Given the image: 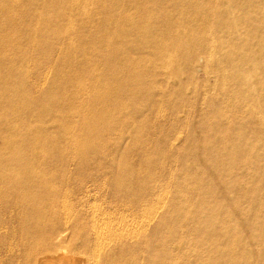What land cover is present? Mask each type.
Segmentation results:
<instances>
[{
	"label": "rangeland",
	"instance_id": "obj_1",
	"mask_svg": "<svg viewBox=\"0 0 264 264\" xmlns=\"http://www.w3.org/2000/svg\"><path fill=\"white\" fill-rule=\"evenodd\" d=\"M25 1L16 0L15 7L23 6ZM120 1L127 5L115 11L123 20L119 38L107 24L102 30L103 43L95 46V41L89 38L92 47L102 54L100 58L79 56V48L72 57L65 56V42L60 43L48 64L38 60L34 66L35 47L26 41H16L14 50L3 52L16 56L19 65L13 71L26 75L24 95L28 103L24 105L21 137L17 131L7 133L1 129L15 104L6 98L0 105V159H12L14 155L25 168L34 166L37 173L36 167H41L40 173L47 170L49 176H56L59 196L45 202L49 210L52 203L60 206L64 203L63 187L71 193L73 203L77 196L83 201L88 199L96 210L95 219L112 226L121 225L119 222L124 219L133 222V217L127 216L129 204L113 195L114 189L109 185L112 170L132 171L133 189H139L144 182L148 185L144 194L152 206L149 231L155 230L164 219L173 223L186 217L238 220L252 231L246 240L248 245L253 250L264 251V243L257 242L264 234V222L255 226L264 220V215L256 212L249 195L259 184V177L264 182L263 171L259 177L256 175L257 169L264 170V90L252 93L250 84L255 79L251 74L241 78L231 74L232 82L226 85L219 73V63L212 61L220 54H233L239 46L235 32L244 38L252 26L247 22L236 31L233 22L221 31L224 26L221 20L205 28L206 33L217 34L218 40L200 42L201 32L194 18H206L207 12L215 10L224 0H216L214 5L210 0H181L187 14L176 10L177 0ZM196 1L199 7L194 6ZM75 4L81 7L84 1L76 0ZM252 9L246 3L245 10ZM6 10L7 4L0 5V17ZM28 15L27 24L34 25L39 18L49 15V11L31 6ZM89 16L94 27L100 18L93 11ZM256 21L264 25V14L258 15ZM73 36L76 47L77 37ZM242 43L246 56L254 54L251 64L259 70L264 66L261 52L256 54L248 41ZM20 46L30 51L28 58L17 51ZM112 53L118 54L124 66L119 74L110 72ZM69 61L75 63L78 71L70 79L75 87L66 92L57 83L61 80L59 63ZM262 72L257 71L259 87L263 84L261 79L264 80ZM96 83L99 88L94 87ZM83 155L84 159L80 160ZM184 159L190 161V170L201 174L206 172V164H214L213 179L224 186L198 181L185 200L179 185L184 172L179 163ZM64 161L66 170L60 169ZM17 175L23 176L25 171ZM63 181L67 184L65 188ZM210 190V198L204 195L203 200L199 199L198 196ZM225 191L229 192L228 197ZM238 198L241 200L237 202ZM232 203L237 212L232 210ZM20 212L16 206L9 207L6 222L0 226V232L8 233L3 237L0 234V264L19 260L18 250L10 251L14 246L10 243H19L16 232L21 226ZM159 247H155V256H159Z\"/></svg>",
	"mask_w": 264,
	"mask_h": 264
},
{
	"label": "bare ground",
	"instance_id": "obj_2",
	"mask_svg": "<svg viewBox=\"0 0 264 264\" xmlns=\"http://www.w3.org/2000/svg\"><path fill=\"white\" fill-rule=\"evenodd\" d=\"M15 1L0 0L1 6L7 4L6 12L0 17V105L6 98L10 99V103L15 104L12 115L8 116L9 120L1 129L7 133L17 131L18 136L21 137L24 113L26 112L24 105L28 103L27 97L24 95L27 78L25 74H16L13 71L19 65L16 63L18 62L16 61L17 57L14 56L15 59L3 52L14 50L13 44L16 41H26L29 46L35 47L33 56V58L36 57L35 66L38 60H43L45 63L50 62V58L55 54L60 43L65 42L67 49L65 56L72 57L79 48V56H84L87 59L89 57L100 58L102 54L95 50L96 47H92L89 38L92 37L95 46L97 43H103L102 30L106 24L118 35V30L123 26V20L117 17L115 11L127 4L123 5L120 0H83L84 5L80 7L75 4L76 0H26L23 6L15 7ZM215 2L216 0H210V4L214 5ZM246 3L253 6L251 11L245 10ZM142 5L139 3L140 7ZM175 5L178 8L176 10H184L183 12L187 14V7L181 0H177ZM195 5L199 7L197 1ZM31 6L46 8L49 15L42 16L34 25H29L26 19ZM263 10L262 0H224L220 6L217 5L215 10L208 11L206 18L196 17L193 21L198 24L195 26L201 32L200 42L207 39L210 43L217 41L218 35L206 33L205 28L221 20L224 22L221 31L227 26V23L231 25L233 22L236 31L242 25L245 26L247 22L252 26V31H248L244 38L235 32L239 46L233 50V54H220L212 61L219 63V73H221L225 84L232 82L231 74L237 78L251 74L255 81L250 84V90L254 94L264 90L263 79H261L262 87L257 84V74L259 70H263L262 74L264 75V66L259 70L257 67L254 69L251 61L255 56L252 52L250 56H246V51L244 52L242 48V41L244 43L248 41L256 54L261 52L264 60V25L256 23L258 15L264 14ZM92 11L100 18L98 24H95L96 27L91 25L89 15ZM59 20L62 21V24ZM31 32H34L35 35H30ZM73 35L77 37L78 46L76 47L73 44V39H75ZM117 37L119 38V35ZM197 44L200 46V43ZM17 51L27 58L31 54L22 46L18 47ZM205 52L209 57L208 50ZM109 59H111L110 72L119 74L124 66L120 62L118 54L112 53ZM221 61L224 64L220 65ZM233 65L238 68H232ZM59 70L61 80L58 81L57 86L69 92L75 87L70 79L72 76H76L78 67L69 61L68 63L64 62L63 65L59 63ZM64 78L68 79V82ZM99 86L97 83L94 85L95 88H99ZM13 100L14 102H12ZM10 152L13 154L14 151ZM12 156V159H8L9 161L0 159V226L4 221L6 222L5 216L9 207L16 206L21 209L19 218L21 226L16 232L19 243L18 245L10 243V246L14 245L10 251L18 250L19 260L15 262L14 259L11 264H264V251L253 250L250 247L252 245H248L246 240L252 231L238 220L208 221L186 217L173 223V220L164 219L156 225L155 230L149 231L152 222L150 219L152 213L149 211H152V206L151 201L147 200L144 194L148 185L144 182V185L139 189H133L132 171L123 168L112 170V179L108 183L114 189V197L122 198L123 202L129 204L127 216L133 217L132 223L125 219L119 222L121 225L112 226V224L100 223L95 219L94 212L96 210L88 199V202L87 200L83 201L77 196L73 203L71 193L66 192L63 187L61 192L63 191L65 194L64 203L61 206L56 202L52 203L54 205L50 206L49 210V206L47 207L45 202L59 196L55 187L54 177L56 176H49L50 173L47 170L43 174L40 173L41 167H36L38 171L36 173L34 166L30 165L25 168L20 159ZM82 159H84V155L80 158V160ZM224 159H229V156H224ZM39 160L40 158H38ZM56 160V158L53 159L52 163L54 164ZM189 162L184 159L179 163L184 171L179 185L185 200H188L187 197L192 186L198 181L207 182L206 185L210 186L221 184L224 186L222 182L217 183L213 179L214 164H206V172L201 174L198 170H190ZM60 164V169L66 170L67 162L64 161ZM201 165L202 163L197 166ZM84 166L85 164L81 166L82 170L85 169ZM22 170L25 171V175L18 176L17 173ZM262 171L264 172V170L257 169V177ZM258 180L259 184L254 186L249 195L252 197L253 203L251 202V204L262 216L264 215V182L262 183L260 177ZM64 184L65 182L63 186ZM88 192L85 188V193L88 194ZM225 192V196L228 197L229 192ZM204 195L210 198L211 190L198 196L199 199L203 200ZM238 200L239 198L237 202ZM231 205L232 210L237 212L236 205L233 203ZM44 220H48L50 223L44 224ZM263 222L264 220L256 222L255 226L263 224ZM262 229L264 232V225ZM0 234L3 237L8 233L0 232ZM259 239L257 242L264 243V234ZM156 245L160 246L157 249L159 256H155Z\"/></svg>",
	"mask_w": 264,
	"mask_h": 264
}]
</instances>
